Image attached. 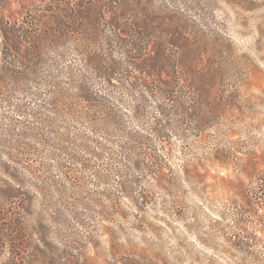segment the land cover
I'll return each mask as SVG.
<instances>
[{
    "label": "rangeland",
    "instance_id": "rangeland-1",
    "mask_svg": "<svg viewBox=\"0 0 264 264\" xmlns=\"http://www.w3.org/2000/svg\"><path fill=\"white\" fill-rule=\"evenodd\" d=\"M6 1L3 12L0 0V18L34 10L30 0ZM151 1L183 13L206 33L204 49L214 57L204 55L202 68L225 69L197 86L208 91L201 101L209 107L198 128H162L159 138L154 128L126 119L123 129L142 134L137 141L160 156L169 181L160 185L146 169H134L103 134L62 121L57 128L39 125L33 114L45 88L31 79L0 87V182L16 185L9 174L21 178L17 183L32 195V212L44 217L49 241L78 264H264V205L252 209L245 201L261 184L248 176L264 170V0ZM2 51L0 35V69ZM59 52L65 58L51 54L40 77L54 75L64 86L69 68L78 71L80 64L70 47ZM90 134L101 143L86 149L80 136ZM20 157L40 160L47 202L37 191L40 180L12 171ZM30 223L37 227L34 218Z\"/></svg>",
    "mask_w": 264,
    "mask_h": 264
},
{
    "label": "trees",
    "instance_id": "trees-1",
    "mask_svg": "<svg viewBox=\"0 0 264 264\" xmlns=\"http://www.w3.org/2000/svg\"><path fill=\"white\" fill-rule=\"evenodd\" d=\"M30 1L34 10L25 16L4 13L0 18V87L8 82L19 87L32 79L45 88L37 94L43 101L41 108L33 110L39 125L57 128L62 121L88 128L95 136L103 134L119 146L120 156L134 169H146L158 177L160 185L169 181L168 173L160 169V156L137 141L142 134L123 128H128L126 119L131 118L136 128H154L153 135L161 138L162 128H198L203 123L201 115L209 107L205 108L201 96L208 91L197 86L206 79L212 83L225 70L221 64L201 67L204 55L214 57L204 49L210 42L206 33L183 13L156 8L151 0ZM38 2L51 8L42 10ZM2 3L7 12V1ZM69 47L80 69L69 68L67 84L61 85L54 75L40 77L50 55L65 58L59 50ZM42 110L51 117H44ZM91 134L80 136L88 140L83 145L86 149L101 143ZM39 161L20 157L15 161L18 169H11L40 180L37 191L47 202L50 187ZM9 175L16 185L0 182V264H78L63 257L49 241L44 217L32 212V195L22 182L17 183L21 178ZM248 177L261 183L255 195L245 200L255 209L257 204L264 205V170ZM32 218L37 227L30 223Z\"/></svg>",
    "mask_w": 264,
    "mask_h": 264
}]
</instances>
